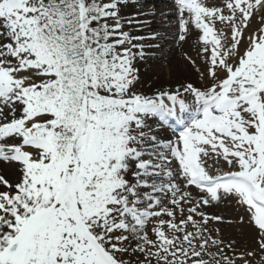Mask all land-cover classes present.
Returning a JSON list of instances; mask_svg holds the SVG:
<instances>
[{
	"label": "snow or ice",
	"instance_id": "snow-or-ice-1",
	"mask_svg": "<svg viewBox=\"0 0 264 264\" xmlns=\"http://www.w3.org/2000/svg\"><path fill=\"white\" fill-rule=\"evenodd\" d=\"M168 7L0 0V264H264V0Z\"/></svg>",
	"mask_w": 264,
	"mask_h": 264
},
{
	"label": "rangeland",
	"instance_id": "rangeland-1",
	"mask_svg": "<svg viewBox=\"0 0 264 264\" xmlns=\"http://www.w3.org/2000/svg\"><path fill=\"white\" fill-rule=\"evenodd\" d=\"M168 3L166 1H162L158 3V7H165L162 8L165 11H169V9L166 7ZM168 22L166 24H163L161 27L164 29H168L172 22L174 23L175 19L169 20L166 16L158 18V22L161 21ZM168 42L164 45V52L163 56L165 59L162 61L161 64H152L147 65L145 68H142L141 71L145 73L146 78L148 79L149 83H155V84H162L165 87L172 86L176 84L178 80H182L184 78L191 79L192 81H196L197 77L195 72L191 69V67L187 64V62L184 60L183 56L181 55V51H179V57L177 58V61L182 63L184 66H186L193 74V76H190L187 72H183L180 66H176L174 64H171L172 59L168 60L167 56L172 52V37L168 36ZM199 44L197 41L195 42H186L183 45V52L187 53L188 55L192 56L194 59L197 57V52L199 50ZM167 62V63H166ZM161 77V78H160ZM6 172L9 173V175H12V171L9 169H5ZM212 211L217 212L218 214H225V215H231L235 216L236 212L234 209H212ZM223 234L225 239L235 238L237 240H240L242 243L244 242V238L241 236L240 232L236 228H230L225 226L223 228Z\"/></svg>",
	"mask_w": 264,
	"mask_h": 264
},
{
	"label": "bare ground",
	"instance_id": "bare-ground-1",
	"mask_svg": "<svg viewBox=\"0 0 264 264\" xmlns=\"http://www.w3.org/2000/svg\"><path fill=\"white\" fill-rule=\"evenodd\" d=\"M162 1H166L168 3V5L170 4V0H153V2L156 3L157 5H158L159 2H162ZM168 5H166V7L170 11L171 9L168 7ZM159 8L162 9V8H165V7H159ZM166 23H168V22H165L163 24H166ZM163 24H161V22L156 21V27L158 29H162L164 32H174L176 21H174V23L172 22V24L170 25V27L168 29L162 28L161 26ZM197 35H198V33L194 32L193 35L188 39V42H195L196 41L195 37ZM180 50H181L180 46L178 44H176V43H173L172 44V49H171L172 52L167 56V58H169L168 60L172 59L171 64H174L176 66H180L183 72H187L190 76H193L192 72L186 66H184L182 63L177 61V58L179 57V51Z\"/></svg>",
	"mask_w": 264,
	"mask_h": 264
}]
</instances>
